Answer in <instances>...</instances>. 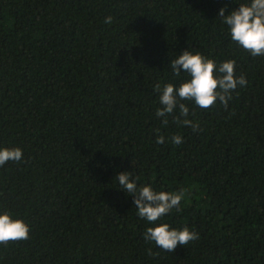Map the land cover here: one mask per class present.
<instances>
[{"label": "trees", "instance_id": "trees-1", "mask_svg": "<svg viewBox=\"0 0 264 264\" xmlns=\"http://www.w3.org/2000/svg\"><path fill=\"white\" fill-rule=\"evenodd\" d=\"M246 2L0 0V148L23 151L0 167V213L30 226L28 240L0 245V264H264V56L219 17ZM185 50L235 60L248 81L227 110L183 101L195 132L156 116L154 86L189 79L170 66ZM122 172L184 190L156 224L199 238L175 252L146 241L155 225Z\"/></svg>", "mask_w": 264, "mask_h": 264}, {"label": "clouds", "instance_id": "clouds-1", "mask_svg": "<svg viewBox=\"0 0 264 264\" xmlns=\"http://www.w3.org/2000/svg\"><path fill=\"white\" fill-rule=\"evenodd\" d=\"M226 12L227 8H221L219 17L222 18V23L228 26L232 41L248 51L252 57L264 56V0H247L229 14ZM111 22V16L105 19V23ZM170 66L175 76L179 77L183 72L189 79L182 81L178 87L173 83H166L163 87L160 84L154 86V91L160 94L161 105L156 110V116L163 118L162 123L165 126L169 122L167 117L173 115L174 123L197 131L199 123L188 119L189 107L183 101H192L195 106L205 110L219 101L227 110L232 93L238 87H245L248 84L244 75H236L235 60H226L217 64L214 59L205 57L198 51L195 53L189 50L183 51L172 60ZM177 109L179 115H174ZM156 131L159 133L160 130ZM164 142L165 137L158 135L156 143ZM171 142L180 145L183 140L180 135H174L171 137ZM22 157L23 151L19 147H2L0 167L9 161L20 162ZM116 180L119 181L120 188L133 195L137 215L155 225L146 229L144 233L146 241L154 242L164 251L175 252L178 246H185L199 238L198 233L190 231L186 226L177 229L167 223L156 224L174 208L179 209L184 198V190L174 193L156 191L150 185L137 187L136 180L131 178L129 172L118 174ZM29 238L30 226L23 219H14L7 211L0 213V245L26 241ZM149 254L153 255L151 249Z\"/></svg>", "mask_w": 264, "mask_h": 264}]
</instances>
